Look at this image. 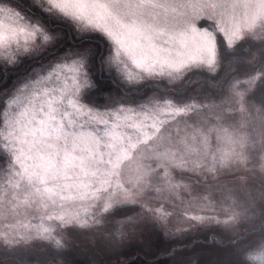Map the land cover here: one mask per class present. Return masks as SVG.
<instances>
[{
  "label": "snow or ice",
  "instance_id": "6c2138e0",
  "mask_svg": "<svg viewBox=\"0 0 264 264\" xmlns=\"http://www.w3.org/2000/svg\"><path fill=\"white\" fill-rule=\"evenodd\" d=\"M247 38L259 41L264 56V0H0L5 73L26 58L41 69L35 79L25 76L19 88L0 94V147L9 156L4 185L20 191L11 193L12 200L22 196L25 210L79 200L103 203L107 211L138 204L158 183L181 187L168 167L157 177L143 163L153 158L181 171L207 168L215 176L243 168L264 181V61L247 79L233 78L219 103L174 102L155 94L137 99L158 78L180 81L205 68L217 73L221 45L231 49ZM105 76L123 95L98 104L94 92ZM257 87L258 104L248 99ZM204 108L214 111L212 129L189 132L187 123L180 129L179 117ZM133 162L135 175L125 179ZM201 199L214 214L194 216L197 221L227 228L243 217L264 224V182L249 186L247 175L218 183ZM9 203L7 193L0 196V211ZM11 207L19 211L20 203ZM140 207L161 222L168 219L162 206ZM53 231L42 218L33 234L60 246ZM31 235L0 232V244L11 249ZM245 252L243 264H264V239Z\"/></svg>",
  "mask_w": 264,
  "mask_h": 264
},
{
  "label": "rangeland",
  "instance_id": "374dc122",
  "mask_svg": "<svg viewBox=\"0 0 264 264\" xmlns=\"http://www.w3.org/2000/svg\"><path fill=\"white\" fill-rule=\"evenodd\" d=\"M246 41L259 42L251 38L244 40V42ZM235 49V46L231 49L224 46V51L227 52H234ZM250 54H252L250 62L242 60L241 62L244 64H238L233 59L227 63V67L224 66L223 68L220 54L217 73H210L205 68L186 74L185 78L180 81L170 82L166 77L158 78L160 82L150 87L137 99L143 100L155 94L158 98H169L174 102L207 104L216 101L219 103L224 95V87L233 78L245 80L255 68L259 67L258 58L253 53L250 52ZM47 59H50V57H41V60L46 61ZM40 71V64L36 59L26 58L14 67H9L6 74L4 64L0 61V94L5 90L19 88L24 83L25 76L35 79L36 75H33V73L39 74ZM13 76L14 79H11L10 77ZM8 78L10 81H8ZM4 79H7V81ZM3 81H6V83ZM103 82H107L114 89H111L108 94L99 95L98 104L106 103L110 95H123V93L115 90V85L110 82L107 76L104 77ZM181 84L186 85L182 92L175 93L172 91L174 87ZM217 85L221 86L218 87ZM248 99L250 102L259 103L253 98L252 94L249 95ZM0 111H2V105H0ZM234 119L239 120V114H236ZM178 121L180 129H183L184 124L187 123L190 126L189 132L193 129L207 131L212 129L216 123L214 111L207 108L194 110L186 116L179 117ZM172 127L175 131L177 125L174 124ZM181 135H183V131H181ZM210 135L212 149L215 150V133L212 132ZM254 162L252 161V163ZM143 163L155 170L154 174L157 177H163L164 168L168 167L175 177V182L179 183L181 187L171 190L167 185L158 183L140 198L138 204L113 206L107 211L103 210V203L97 205L96 202L79 200H67L63 205L57 204L55 207L50 206L46 209L29 205L25 210V206L21 202L22 196L21 201L12 200L11 198L13 191H17L18 194H20V191L11 188V186L5 188L4 177L9 166V156L0 147V196L7 193L10 201L7 210L0 211V232L6 231L10 236L17 233L20 235L32 234L31 239H27L26 242L11 249L0 244V253H15L25 256L35 255L43 250L55 252L69 250L77 255L90 257L93 261H100L108 254L130 245L139 244L145 247L148 235L154 229H158L166 238L170 239H180L193 234L196 235L200 231L213 229V234L209 236L208 241L214 242L213 246L220 249L219 253L212 256L205 253L206 255L203 254L205 259L201 261L205 264H243L247 259L245 249L254 248L264 239V224L259 220L242 217L235 225L226 228L214 220L202 222L193 219L197 215L212 216L214 214L206 206L207 202L201 199L206 195L209 188L216 186L218 183L233 181L236 177L245 175L249 177V186L258 187L264 182L258 172L252 174L250 171L240 168L231 169L215 176L208 172L207 168L195 171L191 169L186 171L172 169L171 162L164 164L162 160H156L155 158L143 161ZM252 163L249 164L248 169L252 168ZM158 164L161 167L158 168ZM134 175L135 162L125 170V179ZM156 187L160 188L159 192L155 190ZM238 195L241 199H244L243 192H239ZM14 203H20L19 211L12 209L11 205ZM144 203L150 207L162 206L163 210L169 213L167 221L161 222L151 215L143 214L140 205ZM115 210L122 211L116 213ZM61 214H67L73 219L71 222H61L55 219V216ZM49 215H52L53 219H47ZM42 218L46 227L53 228V236L61 241L60 246L55 243L54 239H44L33 234L34 226L40 224ZM203 239L205 238L203 237ZM195 241L191 239L188 247H192V243ZM201 241L205 242H200L203 246L199 247L208 245L206 240ZM231 257L233 263H231ZM210 258L213 261L208 263ZM145 260L149 262V257H145Z\"/></svg>",
  "mask_w": 264,
  "mask_h": 264
},
{
  "label": "trees",
  "instance_id": "16d2710c",
  "mask_svg": "<svg viewBox=\"0 0 264 264\" xmlns=\"http://www.w3.org/2000/svg\"><path fill=\"white\" fill-rule=\"evenodd\" d=\"M245 46L247 47L245 48ZM235 47L236 52L232 51V53L224 51V46L221 45L222 68L224 66L227 67V63L233 59L238 64H244L241 62L242 60L250 62V59L252 60L250 52L258 58V61H264V56L260 55L259 42L243 41L236 44ZM10 78L14 79V76ZM4 80L7 81V79ZM6 81L3 82L6 83ZM8 81H10L9 78ZM100 82V87L94 92V95L108 94L111 89H114L107 82ZM115 90L117 91V88ZM261 94V89L257 87L252 96L260 102ZM121 211L115 210L116 213H120ZM212 231L213 229H209L200 231L196 235L193 234L180 239H170L166 238L158 229H154L149 233L145 247L139 244L130 245L112 254H108L100 261H93L90 257L80 256L69 250L62 252L43 250L38 254L25 256L15 253H0V264H205L201 261L205 259L203 254L217 255L220 250L218 247L213 246L214 242L208 241L209 236L213 234ZM191 239L192 241H196L192 243V247H188ZM201 240H206L208 245L199 247L203 246L200 242H205ZM194 247L198 248L194 249ZM145 257H149V262L145 260ZM230 259L232 261V257ZM212 261L213 259L210 258L208 263Z\"/></svg>",
  "mask_w": 264,
  "mask_h": 264
}]
</instances>
